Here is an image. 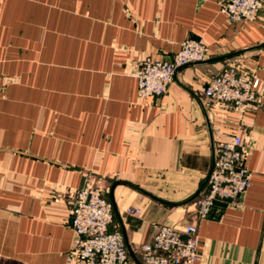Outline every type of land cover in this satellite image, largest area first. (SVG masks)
<instances>
[{
    "label": "crops",
    "instance_id": "crops-1",
    "mask_svg": "<svg viewBox=\"0 0 264 264\" xmlns=\"http://www.w3.org/2000/svg\"><path fill=\"white\" fill-rule=\"evenodd\" d=\"M188 37L207 41V58L140 97L139 62ZM231 64L264 82V0L236 22L217 0H0V264H74L70 200L84 172L141 264L159 225L196 221L214 144L234 133L252 182L199 222L195 264H264V92L242 116L203 95Z\"/></svg>",
    "mask_w": 264,
    "mask_h": 264
},
{
    "label": "built area",
    "instance_id": "built-area-1",
    "mask_svg": "<svg viewBox=\"0 0 264 264\" xmlns=\"http://www.w3.org/2000/svg\"><path fill=\"white\" fill-rule=\"evenodd\" d=\"M229 22L253 21L259 16L263 0H217ZM210 50L203 38L188 37L170 57L146 56L133 72L140 97L163 96L177 72L188 64L201 62ZM264 82L255 70L231 64L213 74L203 90L204 97L224 109L244 115L248 108L261 103ZM245 140L241 134H229L214 144L213 161L205 177V189L193 197L196 221L178 228L171 224L157 227L153 240L140 248L141 264H195L200 257L199 222L208 217L217 200L238 205L251 185V171L246 165ZM84 184L73 194L71 226L77 236L67 254L74 264H130L124 234L112 228L113 203L88 172ZM136 213L139 210H129Z\"/></svg>",
    "mask_w": 264,
    "mask_h": 264
}]
</instances>
